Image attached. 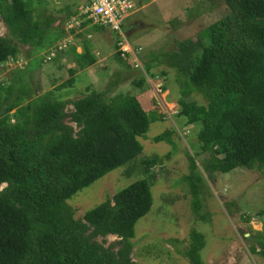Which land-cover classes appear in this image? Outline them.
<instances>
[{
	"label": "trees",
	"instance_id": "16d2710c",
	"mask_svg": "<svg viewBox=\"0 0 264 264\" xmlns=\"http://www.w3.org/2000/svg\"><path fill=\"white\" fill-rule=\"evenodd\" d=\"M223 1L226 15L195 40H178L144 65L148 75L163 64L176 71L178 115L199 126L195 153L207 154L201 165L208 180L237 167L264 166V0ZM34 2L44 3L0 0L8 29L0 35V65L15 58L20 46H31L29 54L36 55L63 38V28L53 25L55 17L34 15ZM87 25L88 20L80 24ZM100 28L106 27L90 29ZM46 54L39 58L50 60ZM35 58V66L30 60L6 85L0 82V264H137L131 257L135 224L153 204L147 179L120 188L81 217L67 200L138 156L139 137L146 136L155 113L135 97L108 96L114 84L107 90L88 87L75 99L67 98L64 82L35 95L28 83V73L41 63ZM134 83L142 85L144 77ZM194 92L205 103L187 99ZM69 104L73 108L66 111ZM173 132L165 129L152 140L173 143ZM186 155L190 172L185 178L197 210L202 176L195 156ZM145 163L148 168L154 159ZM107 235L118 239L105 245ZM190 238L186 255L202 264L203 235L192 231ZM249 251L264 258V233H255Z\"/></svg>",
	"mask_w": 264,
	"mask_h": 264
},
{
	"label": "rangeland",
	"instance_id": "374dc122",
	"mask_svg": "<svg viewBox=\"0 0 264 264\" xmlns=\"http://www.w3.org/2000/svg\"><path fill=\"white\" fill-rule=\"evenodd\" d=\"M79 1L33 3L35 16L38 13L44 17L53 16V25L64 30L63 38L50 49L64 42L66 46L45 61L39 56L48 50L30 55L31 46H20L21 52L15 58L0 65V82L6 85L12 72L28 66L30 60V67L35 66L33 59L36 57L41 63L28 73V83L35 95L64 82V88L73 93L67 98H78L91 86L88 85L90 78L95 79L92 73H96L99 90H107L114 84L112 90H107L108 96L123 93L135 97L145 110H153L156 118L149 124L146 136L139 137L142 151L138 156L67 200L75 210V217H81L120 188L145 178L150 184L153 204L135 224L131 257L137 264H194L186 255L192 231L203 235V246L199 250L202 264H264L263 257L249 251L255 233H264V166L237 167L226 173H216L214 180H208L201 165L207 154L195 153L199 151V126L186 124L185 118L178 115L177 99L181 94L176 71L164 64L154 67L152 75L144 70L145 63L162 51L174 48L176 41L195 40L203 28L226 15L229 10L224 1L132 0L137 9L125 28L132 50L125 54H122L125 48L118 44V36L107 27L92 30L94 24L88 23L85 27L70 29L68 23ZM44 17L39 18L43 20ZM7 33L0 16V35ZM79 54L82 57H77ZM78 58H88L93 63L78 68ZM141 77L144 83L135 84L134 81ZM68 80L72 85L66 84ZM187 99L205 103L202 95L196 92ZM72 108L69 104L66 111ZM14 111L9 112L11 118ZM65 119L68 121L67 117ZM171 128L175 129L171 135L173 143L152 140L153 136ZM187 151L195 156L197 171L202 176L197 181V210L190 182L185 178L190 172ZM146 159H154V164L147 168ZM117 239L115 235H107L104 244Z\"/></svg>",
	"mask_w": 264,
	"mask_h": 264
},
{
	"label": "built area",
	"instance_id": "2783aa9c",
	"mask_svg": "<svg viewBox=\"0 0 264 264\" xmlns=\"http://www.w3.org/2000/svg\"><path fill=\"white\" fill-rule=\"evenodd\" d=\"M136 4L132 0H80L75 14L71 17L68 26L70 29L79 27L81 22L88 20L90 24H98L115 32L122 45V54L132 50L125 34L127 19L134 14ZM66 43L54 46L46 54V59L55 56L57 50L65 48Z\"/></svg>",
	"mask_w": 264,
	"mask_h": 264
},
{
	"label": "crops",
	"instance_id": "0c3cea01",
	"mask_svg": "<svg viewBox=\"0 0 264 264\" xmlns=\"http://www.w3.org/2000/svg\"><path fill=\"white\" fill-rule=\"evenodd\" d=\"M132 16V15H131ZM130 16V17H131ZM130 17L127 19V21H129V19H130ZM128 25V24H127ZM77 57H82V56H80V55H78ZM82 60V61H81ZM81 60H80V58H78L77 59V67L78 68H81V67H87V66H89L90 64H92L93 62H91L88 58H81ZM79 61H81V63H79ZM79 63V64H78ZM70 71H72V70H70ZM51 76V75H50ZM92 76H94V78L95 79H93V77H92V79L90 78V83L88 84V85H91L90 87H93V88H95V89H98L97 88V85H96V82H95V80H97L98 79V77H97V75H96V73H92ZM47 77H49V75L47 76ZM72 85V81H70V83L68 84V85ZM57 85V84H56ZM56 85H54V86H56ZM52 88V87H51ZM99 90V89H98ZM72 91V90H71ZM71 91H68L67 92V94H69V97L73 94ZM242 264H247L246 262H244V263H242Z\"/></svg>",
	"mask_w": 264,
	"mask_h": 264
},
{
	"label": "flooded vegetation",
	"instance_id": "af4514ba",
	"mask_svg": "<svg viewBox=\"0 0 264 264\" xmlns=\"http://www.w3.org/2000/svg\"><path fill=\"white\" fill-rule=\"evenodd\" d=\"M128 26V25H127Z\"/></svg>",
	"mask_w": 264,
	"mask_h": 264
}]
</instances>
